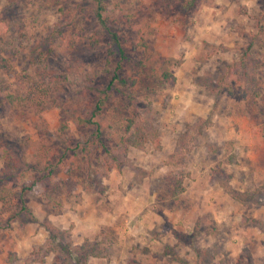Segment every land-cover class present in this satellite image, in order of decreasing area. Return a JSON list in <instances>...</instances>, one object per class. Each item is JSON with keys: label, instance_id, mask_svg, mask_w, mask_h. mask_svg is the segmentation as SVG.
<instances>
[{"label": "rangeland", "instance_id": "rangeland-1", "mask_svg": "<svg viewBox=\"0 0 264 264\" xmlns=\"http://www.w3.org/2000/svg\"><path fill=\"white\" fill-rule=\"evenodd\" d=\"M189 1L0 0V92L20 98L0 100V264H264V0ZM121 8L154 62L123 61L80 123L118 59L107 35L89 46L96 13ZM129 117L147 141L123 150Z\"/></svg>", "mask_w": 264, "mask_h": 264}, {"label": "trees", "instance_id": "trees-1", "mask_svg": "<svg viewBox=\"0 0 264 264\" xmlns=\"http://www.w3.org/2000/svg\"><path fill=\"white\" fill-rule=\"evenodd\" d=\"M192 3V0L189 1ZM121 13H119L117 16H112L109 14L103 15L101 11H98L96 13L97 23L99 26L98 31H95L94 34L90 35L88 37L89 40V46H93L97 41L98 37H102L104 35H107L109 38V45L106 52V60L112 61L115 57V55L118 56L117 61L115 62V71L113 72L111 79L108 81L106 86L104 88L95 86V90L97 92V100L95 103L94 108L92 109L91 115L89 117H78V120L80 123H86V124H96L95 118L101 113V109L105 104V101L107 97L112 93L113 89L112 87L116 84V82L120 83H126L128 82L126 79H124L118 72L119 69H122V62L127 63L128 66H134L136 69L140 68L141 66H145L146 64H150L154 62L153 59V50L150 47V43L140 34L139 28L135 27L131 21L130 17H134V13L131 12H125L122 11V8L120 9ZM128 22L127 25L129 28L138 35V42L137 47L142 48V51L144 53V57L141 59H138L136 61H132L127 56L126 50L122 45L120 35H119V28L118 23L123 21V19ZM131 61V62H130ZM241 68H243V63L239 62L236 63V71H241ZM160 70V77L169 83H173L175 80V77L173 73L168 69L166 65V61H163V63L159 67ZM244 73H246L250 77V83L248 85V88L251 86H254L255 84V78L252 71H247V69L244 70ZM44 72H38L35 76L29 75L27 78V81L29 82L30 86L35 89H40L41 92H44V90H48V81H44ZM131 84H133V81H130ZM41 86H44L43 88H40ZM228 86V92H232L231 87H229V83L224 84L221 83L218 85V87H224ZM248 88H244L243 95L248 96ZM1 90V89H0ZM255 95V94H253ZM9 104H20V98L18 95H15L11 92L4 91L0 92V100L4 99ZM127 124L125 127V131L123 135L119 139V148H122L123 150H127L129 147H139L142 146L147 141V134L143 130H141L136 123V119L134 117H129L127 119ZM64 127V126H63ZM98 127V126H97ZM98 130V129H96ZM31 188L29 187H25ZM183 187L181 185V179H176L174 184V194H179L182 191ZM0 190H6L5 184L0 181ZM20 196H22L20 194ZM26 207L22 204L20 205V210H24ZM242 264H252L251 262L248 263H242Z\"/></svg>", "mask_w": 264, "mask_h": 264}]
</instances>
